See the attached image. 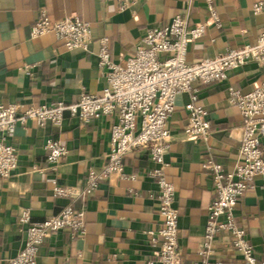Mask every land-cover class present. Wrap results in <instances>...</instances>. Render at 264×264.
Returning a JSON list of instances; mask_svg holds the SVG:
<instances>
[{
  "label": "crops",
  "instance_id": "obj_1",
  "mask_svg": "<svg viewBox=\"0 0 264 264\" xmlns=\"http://www.w3.org/2000/svg\"><path fill=\"white\" fill-rule=\"evenodd\" d=\"M260 1L264 0H217L223 26L217 29L209 24L203 38L191 42L188 61L199 63L228 48L255 44L264 28V11H254ZM42 11L52 21L70 15L90 21V50H67L52 33L33 39L32 26ZM177 15H188L191 26L208 20L204 0H151L128 11H120L115 0H0V104L26 109L58 101L76 102L83 92L100 95L106 79L98 67L99 40L108 37L112 60L124 64L149 30ZM228 74L222 82L196 83L212 126L208 141L196 143L183 135L190 93L178 95L170 120L172 147L166 160L171 166L167 174L176 188L182 264L201 260L198 251L208 207L216 198L213 174L204 169L203 162L210 157L232 171L238 161L242 116L238 108L229 105L227 89L233 86L249 92L264 80V68L256 62ZM111 125L106 117L84 123L66 114L61 126L39 127L29 122L17 127L12 144L18 152L19 168L14 176L0 181V264H7L24 244L25 233L17 219L22 208H29L38 222L55 217L69 205L86 214V234L73 237L69 230L56 232L41 245L37 264H147L154 252L147 231L162 223L157 184L150 177L156 166L149 150H134L124 157L126 172L139 181L136 185L130 179L103 181L89 196L71 199L53 195L55 181L64 187H83L89 169H103L111 149ZM48 138L62 141L69 149L57 171L46 169L44 145ZM262 146L264 150V138ZM37 166L43 169L35 170ZM263 185L264 177H258L236 208L238 226L247 229L259 264L264 262ZM215 245L212 262L245 264L227 234L217 237Z\"/></svg>",
  "mask_w": 264,
  "mask_h": 264
},
{
  "label": "built area",
  "instance_id": "obj_2",
  "mask_svg": "<svg viewBox=\"0 0 264 264\" xmlns=\"http://www.w3.org/2000/svg\"><path fill=\"white\" fill-rule=\"evenodd\" d=\"M149 1L115 0V3L120 11H128L136 4ZM204 1L208 10L206 22L191 26L188 15L175 16L169 23L149 30L141 38L134 55L128 57L124 64L112 60L109 38L102 37L99 40L98 67L106 79V86L100 95L83 92L76 102L58 101L26 109H21L17 104L1 103L0 181L14 176L19 168L18 152L12 144L19 125L32 122L39 127L47 124L61 126L66 114L84 123L109 118L112 121L111 149L103 169H89L83 187H64L55 181L53 195L71 199L89 196L103 181L130 179L136 185L139 181L135 175L126 172L124 157L134 150H149L156 166L150 172V177L157 184L156 197L162 223L157 229L147 231L154 252L146 263L182 264L178 246L180 212L175 206V185L167 174L171 163L166 160L172 147L170 120L176 111L177 97L182 93L191 95L185 107L188 120L184 137L196 143L206 142L212 134V126L208 109L200 102L196 83L205 86L222 82L228 79L229 71L250 62L264 68V28L260 30L255 44L238 49L228 48L199 63L188 61L191 42L203 38L209 24L217 29L223 26L217 0ZM254 6L256 13L264 11V1ZM50 33L67 50L89 51L93 41L90 21L72 15L52 21L42 11L33 23L31 37L34 39ZM227 91L229 105L238 108L242 116L241 147L232 171H226L210 157L203 162L204 169L213 174L216 198L208 207L206 230L198 251L201 260L195 264H226L222 260H211L216 252V239L222 234L229 236L232 249L245 264H259L247 229L238 226L236 208L245 192L254 188V181L264 177V80L249 92L233 86L228 87ZM44 147L48 152L46 169L57 171L69 153L68 146L60 140L48 138ZM34 169L43 168L37 166ZM129 192L137 195L135 189ZM17 216L19 228L25 233L24 244L7 264H37L41 245L58 231L69 230L73 237L86 234V214L73 205L44 221H34L29 208H22Z\"/></svg>",
  "mask_w": 264,
  "mask_h": 264
}]
</instances>
